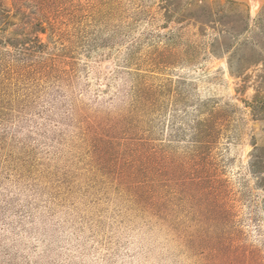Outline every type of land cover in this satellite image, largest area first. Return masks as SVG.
<instances>
[{
	"label": "rangeland",
	"instance_id": "374dc122",
	"mask_svg": "<svg viewBox=\"0 0 264 264\" xmlns=\"http://www.w3.org/2000/svg\"><path fill=\"white\" fill-rule=\"evenodd\" d=\"M0 264H264V0H0Z\"/></svg>",
	"mask_w": 264,
	"mask_h": 264
}]
</instances>
